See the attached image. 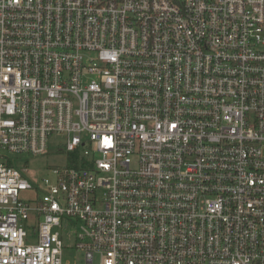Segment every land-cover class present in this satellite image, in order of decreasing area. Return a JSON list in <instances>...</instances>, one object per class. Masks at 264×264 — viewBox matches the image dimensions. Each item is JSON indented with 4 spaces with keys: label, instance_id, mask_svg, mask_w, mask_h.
<instances>
[{
    "label": "built area",
    "instance_id": "built-area-1",
    "mask_svg": "<svg viewBox=\"0 0 264 264\" xmlns=\"http://www.w3.org/2000/svg\"><path fill=\"white\" fill-rule=\"evenodd\" d=\"M64 250L264 264V0H0V264Z\"/></svg>",
    "mask_w": 264,
    "mask_h": 264
},
{
    "label": "rangeland",
    "instance_id": "rangeland-1",
    "mask_svg": "<svg viewBox=\"0 0 264 264\" xmlns=\"http://www.w3.org/2000/svg\"><path fill=\"white\" fill-rule=\"evenodd\" d=\"M11 157L17 159L20 167L26 166L38 179L48 176L53 168L69 164L68 155L62 150V146L57 145L56 139L49 143L47 152L43 155L12 154ZM68 242L74 243V237L70 236ZM64 259L69 260L70 264H76L80 261L81 255L73 250H64Z\"/></svg>",
    "mask_w": 264,
    "mask_h": 264
}]
</instances>
